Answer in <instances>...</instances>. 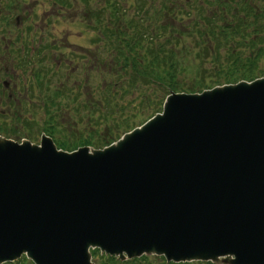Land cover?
Wrapping results in <instances>:
<instances>
[{"label":"water","instance_id":"water-1","mask_svg":"<svg viewBox=\"0 0 264 264\" xmlns=\"http://www.w3.org/2000/svg\"><path fill=\"white\" fill-rule=\"evenodd\" d=\"M165 99L103 149L0 136V264H264V77Z\"/></svg>","mask_w":264,"mask_h":264},{"label":"trees","instance_id":"trees-1","mask_svg":"<svg viewBox=\"0 0 264 264\" xmlns=\"http://www.w3.org/2000/svg\"><path fill=\"white\" fill-rule=\"evenodd\" d=\"M202 1L204 5L201 3L195 9L196 18L185 23H182V18L175 19L174 9L170 5L165 4L154 12L155 19H162L163 16L170 15L174 22L183 24L170 25L169 36L162 33L153 40L144 37L143 33L136 35L138 31H134L132 36H128L125 31L120 29L110 33L112 42L109 40L107 44L108 48L110 47L114 51V58L112 62L103 64V70L109 68L108 73L111 81L110 78L105 80L99 89L96 87L95 90L96 118L101 125L106 126L104 133L100 132L104 140L98 142L99 138L81 133L75 140L60 139L56 141L58 147L67 150L82 145L102 148L118 139L125 131L137 126L139 122L143 123L154 115L155 113L147 110L153 105L161 107L164 100L161 101L160 98L172 91L197 92L214 85L236 82L239 79L250 80L264 75V64L262 63L264 60V6L256 9L251 0ZM168 3L171 4L170 1ZM179 12L189 14L185 8L180 9ZM198 18L199 20H197ZM156 27L164 30L168 29L169 25L162 24V26L156 25ZM194 30L200 37L196 43L204 44V47L198 48L193 56V61H197L196 70H189L191 60L186 59L188 63L184 65L185 59L179 54L180 50L187 46V38ZM156 31L158 32L159 29L156 28ZM203 37H206V42ZM206 61L211 65L207 69L214 71L210 75L213 77L212 79L209 78L210 76H205L204 70L199 71L197 68L198 64H203ZM188 70L192 73V78L186 76ZM139 86H143L144 90L140 100L136 101L134 98L133 100H124L122 103L118 101L123 95L137 91ZM155 89L158 92H154ZM140 103L146 105L140 107ZM56 104L60 108L59 102ZM123 108L131 112V119L124 116L122 121L115 120L114 111L123 110ZM158 111L160 110L157 109L155 112ZM92 117L91 115L88 118V123H91ZM50 133L53 134L54 131H50ZM90 252L96 264H154L151 261L152 257L142 256L140 259L121 262L113 256L101 255L98 250ZM159 260L163 261V259ZM12 264L32 263L22 257ZM162 264L166 263L162 262Z\"/></svg>","mask_w":264,"mask_h":264},{"label":"flooded vegetation","instance_id":"flooded-vegetation-1","mask_svg":"<svg viewBox=\"0 0 264 264\" xmlns=\"http://www.w3.org/2000/svg\"><path fill=\"white\" fill-rule=\"evenodd\" d=\"M87 2L0 0V117L13 111L18 119L21 110L37 101L44 115L52 100L74 98L77 103L85 83L93 100L95 60ZM79 65L87 76L78 73ZM31 116L19 122L25 135L43 132L44 122ZM19 131L1 120L0 134L16 136Z\"/></svg>","mask_w":264,"mask_h":264},{"label":"rangeland","instance_id":"rangeland-1","mask_svg":"<svg viewBox=\"0 0 264 264\" xmlns=\"http://www.w3.org/2000/svg\"><path fill=\"white\" fill-rule=\"evenodd\" d=\"M166 2V0H90V2H87V6L89 8V13H88V17H89V28H90V38H91V48L93 49V59L96 58V56H101V57H105L106 54L103 53L101 46L102 43L98 42V43H93V38L97 32V25H99V23H106L109 19L112 18V16H110L108 14V9H104V5L107 6L108 2H113L114 4L118 5L119 7V12H118V18H120V21L125 22L127 25L130 24V21L133 22H137L139 23L140 18L139 15L141 14V12L139 13V15H137L139 9H140V5L143 6V8H148V12L146 13L145 16H147L149 14V16H151V11L152 14L154 15V12H156L159 7L161 6L162 2ZM171 2L170 7L174 9V14H175V19L178 20L179 18L183 19L182 23H185L187 21L190 20H194L195 17V9L196 7L203 3L202 0H169ZM150 2V3H149ZM251 2L253 3V5L256 7V9H260L263 8L264 6V1L263 0H251ZM185 8V10H187L189 12V14H181L179 12L180 9ZM100 9H104L103 13H100L99 15L101 16V22L97 21V19H95V17H93L91 15V13H96L97 10ZM213 10V9H211ZM120 13V14H119ZM169 16V17H168ZM166 17H162V19H155L153 17V19L151 18L152 22L150 21V19H147V21L150 23V25L154 26V28H152L151 30V36L153 35L154 39L158 36H160L162 33H164V35L169 36L170 34V25L176 24V25H183L181 23H176L173 21V18L168 15ZM178 18V19H177ZM163 20V21H162ZM97 21V22H96ZM99 22V23H98ZM162 22V23H161ZM165 23H167L169 25L168 29H161L157 26H162V24L164 25ZM136 26L143 28V30H145L143 23L137 24ZM156 28L159 29V31H156ZM150 32V30H149ZM146 34V32L144 33V35ZM189 34V33H188ZM150 36V35H149ZM186 36V34H185ZM188 42H187V46L183 49L180 50V54L179 56H183V59H185L184 65H186L188 63V60L186 61V59H190L191 60V65L189 66V70H196V64L197 61L194 62L193 61V56L195 54V52L198 50V48H202L204 47V44H197L196 41L200 40V37L198 35V33L195 32V30L192 32V34H189L188 36ZM203 40L206 42L207 39L206 37H203ZM100 50V51H99ZM97 51H99L98 53H96ZM186 63V64H185ZM262 63L264 64V60L262 61ZM211 65L209 64V62H204L203 64H198V69L199 71H205V76L208 77L210 75H212L214 73V71L212 69H207L210 68ZM188 68V67H186ZM188 70V74H186V76L188 78H192V73H190ZM209 78H213V77H209ZM111 81V78L109 79ZM94 81L96 83V87L97 89H99V86L103 83L102 81V77L101 75L95 74L94 73ZM143 86H139L137 91H134L133 93H128L122 96L121 99H119L118 101L120 103H122L124 100H133L134 98H136V101L140 100L141 98V93H143ZM157 91V89L154 90V92ZM158 92V91H157ZM165 97V96H164ZM163 97V98H164ZM160 98L161 101H163L164 99ZM62 103L67 107H71L68 110L62 106L60 107V110L57 114H55L56 109L53 108V110L51 111V114L55 115L54 116V126H56V131L58 133H55L56 138H59L60 136H63L65 139H70L72 138V140L75 139V134L74 132L78 131L79 134H84L85 131H90V125L88 126L87 124V115H88V110H82L81 106H78L79 111L77 113L76 110H74L73 108V104L70 103V99H62L61 100ZM82 101H84V99H82ZM147 104V101H146ZM143 103H140V107H142L143 105H146ZM27 109L25 110H21L22 112H20L21 114H17L19 118L17 119V117H14L13 115V111H9L5 114V116L0 117V122L1 120L6 121L8 125L12 126L13 128H15V126H17V128H20L21 131H19L17 134H15L16 136H12L13 138H29L31 139L33 142L38 143L40 140V135H41V131H38V133L33 134L32 137H30L29 135L25 136V132L23 131V129L20 127L19 122H23L25 120H23L24 117H29L31 116L33 118V120L35 119H39L41 121H43L45 118L48 119V114L46 113L44 115L43 109L41 108L40 102H33L30 105H27ZM157 109H160V106L157 105H153V107H151L149 110L150 112H153V114L155 113V111ZM1 111V109H0ZM24 115V116H23ZM131 112L129 110H125L123 108V110H115L114 111V119L118 120V121H122V119L124 118V116H126L127 118L131 119ZM85 117V118H84ZM17 120V121H16ZM134 121V120H132ZM131 121V122H132ZM93 124H95V126L97 127V129H99V135H97V133L95 134L97 136V138H99L98 142H101L104 140L103 135L101 136L100 132L102 133L105 129L106 126H104L103 124L101 125L99 120H94L92 121ZM142 123L139 122L138 125ZM133 124V122H132ZM87 126V129H86ZM38 128L33 129V132H36ZM25 131L27 132L28 130L25 129ZM91 133V131H90ZM104 133V132H103ZM102 133V134H103ZM71 137V138H70ZM85 137V136H84ZM94 138V137H93ZM103 138V139H102ZM66 143H71V142H66ZM153 259H151L152 262H154V264H162V262L159 259H156L154 257H152ZM202 264H206V263H202Z\"/></svg>","mask_w":264,"mask_h":264}]
</instances>
